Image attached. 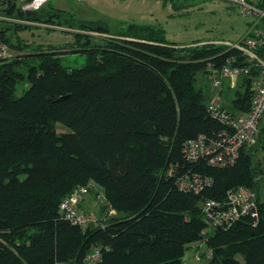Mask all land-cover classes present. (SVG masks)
Instances as JSON below:
<instances>
[{
	"label": "trees",
	"instance_id": "trees-1",
	"mask_svg": "<svg viewBox=\"0 0 264 264\" xmlns=\"http://www.w3.org/2000/svg\"><path fill=\"white\" fill-rule=\"evenodd\" d=\"M164 1L176 8L197 3ZM247 1L264 7V0ZM40 10L8 13L55 22L57 12ZM127 23L103 47L89 44L92 35L78 34L87 35L82 67L65 66L51 51L0 59V264H85L95 245L108 247L100 264H185L191 244L206 235L202 201L225 199L235 186L258 189L262 160L255 152L264 148L263 131L258 144L227 167L190 163L184 154L187 140L221 127L208 111L212 96L198 85L199 73L206 75L215 53L225 51L222 62L237 51L171 42L160 23L119 27ZM10 24L27 26L0 23V38L22 49L7 35ZM25 79L28 87L17 96ZM240 84L230 102L237 113L249 109L252 96L249 77ZM170 163L209 175L213 183L201 194L183 193L166 175ZM90 181L117 215L104 226L83 228L63 219L59 205ZM207 236L210 264H264V205L259 219L247 216Z\"/></svg>",
	"mask_w": 264,
	"mask_h": 264
},
{
	"label": "built area",
	"instance_id": "built-area-1",
	"mask_svg": "<svg viewBox=\"0 0 264 264\" xmlns=\"http://www.w3.org/2000/svg\"><path fill=\"white\" fill-rule=\"evenodd\" d=\"M49 1L51 0H0V23L54 26L13 14L18 11H37ZM231 1L239 3L244 14L254 17L246 35L239 41L212 40L196 43L224 45L226 51H237L222 62L218 58L225 51L215 53L207 59L206 77L214 91L208 111L212 118L221 123V127L211 133L201 132L184 144V154L188 162H204L219 168L236 163L244 148L258 144L261 131L264 135V125L261 124L264 118V26L258 25L259 20H264V7L247 0ZM9 10L14 12L9 14ZM16 55L8 45L0 41V59H10ZM242 77H249L252 96L249 109L237 113L230 107V102L241 87ZM224 91L228 99L224 96ZM262 144L264 145V137ZM261 152L264 154V148ZM259 159L262 160L261 171L255 177L258 189L245 185L235 186L227 190L225 199L205 198L202 201V213L207 223L205 234L214 229H229L247 216L259 219L261 206L264 205V155ZM166 175L174 178L176 187L183 193L201 194L213 183L209 175L182 169L178 163H170ZM91 192H95L94 207L85 209L82 204ZM59 210L63 219L83 228L91 223L104 226L107 219L117 215V209L93 181L77 186L65 196L60 202ZM106 249L108 247L95 245L86 255L84 263L100 264ZM206 254V259L212 260L213 250L209 248ZM212 264L222 263L215 261Z\"/></svg>",
	"mask_w": 264,
	"mask_h": 264
},
{
	"label": "rangeland",
	"instance_id": "rangeland-1",
	"mask_svg": "<svg viewBox=\"0 0 264 264\" xmlns=\"http://www.w3.org/2000/svg\"><path fill=\"white\" fill-rule=\"evenodd\" d=\"M184 2L197 3L190 8H184L181 5L176 8L170 1L164 0H51L39 13L46 15L48 12H57L55 22L51 23L54 26L17 24L27 26L15 27L10 24L7 35L12 42L21 43L24 47L22 49L8 47L15 54L21 55L39 51L55 52L65 66L77 68L86 63L87 57L82 50L86 47L84 43L87 35L79 36L78 34L92 35L89 44L103 47L106 45L105 39L115 38L117 37L115 33L129 28L128 23L120 28L122 22L160 23L165 27L169 41L189 46L196 44L194 42L197 41H239L246 35L254 20L252 15L244 14L242 6L235 1H177L178 4L183 5ZM93 27L96 29H84ZM0 41H2L1 38ZM23 71L26 73L27 69L23 67ZM198 85H203V88L210 92L211 96L213 95L214 91L204 73H199ZM27 87V79L21 80L17 85L16 95H23ZM223 94L227 96L225 91ZM261 124L264 125V118ZM58 130L68 131L61 124H58ZM263 155L261 151H256L255 160ZM90 196L91 194H88L87 200L82 204L85 209L91 208L90 201L94 207L95 199H90ZM207 238L206 234L203 240L191 244L184 258L185 264H210L211 260L206 259V253L209 251L205 242Z\"/></svg>",
	"mask_w": 264,
	"mask_h": 264
},
{
	"label": "crops",
	"instance_id": "crops-1",
	"mask_svg": "<svg viewBox=\"0 0 264 264\" xmlns=\"http://www.w3.org/2000/svg\"><path fill=\"white\" fill-rule=\"evenodd\" d=\"M92 197H94V195H91V196H90V199H91ZM89 205L92 206V201L89 202ZM187 264H189V263H187ZM197 264H198V263H197Z\"/></svg>",
	"mask_w": 264,
	"mask_h": 264
},
{
	"label": "water",
	"instance_id": "water-1",
	"mask_svg": "<svg viewBox=\"0 0 264 264\" xmlns=\"http://www.w3.org/2000/svg\"><path fill=\"white\" fill-rule=\"evenodd\" d=\"M63 98V97H62Z\"/></svg>",
	"mask_w": 264,
	"mask_h": 264
}]
</instances>
